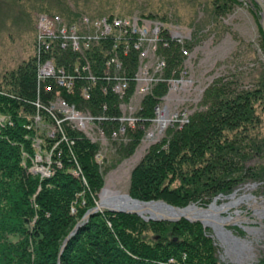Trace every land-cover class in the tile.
I'll list each match as a JSON object with an SVG mask.
<instances>
[{
	"label": "rangeland",
	"instance_id": "rangeland-1",
	"mask_svg": "<svg viewBox=\"0 0 264 264\" xmlns=\"http://www.w3.org/2000/svg\"><path fill=\"white\" fill-rule=\"evenodd\" d=\"M262 2L264 3V0ZM262 14L263 9L256 0H0V95L25 102L23 105L18 104L19 115L26 119L24 126L33 130L32 135L28 134L26 137L31 139L34 154L30 155L24 147L22 148L23 166L32 175L43 180L46 175L41 176L40 173L42 170L44 173L48 172L53 156L58 151V145L62 142L73 144L64 128L69 124L99 146L95 160L104 170V184L97 193H93L94 207L100 206V194L104 190L112 194L128 195L139 202L163 200L178 206L164 198L141 200L133 197L132 172L153 145L167 148L166 142L172 139L174 132L187 130L189 136L186 144L174 149L172 156L175 159L171 161V165L175 169L181 166L187 173L195 169L190 175L197 178L199 185L189 184L191 180H174L173 172L164 181L173 187L184 184L199 188L194 189L195 194L186 198L185 206L178 207L188 208L196 204L204 208L216 199L222 204L231 201L233 195L236 198L252 195L256 198V203L261 204L259 208L252 207V200H242L223 213L225 217H236V212L240 211V214L251 218V222L244 220V224L226 226L228 231L246 242L242 260H237L234 254H228L226 247L215 235L213 227L199 223L205 235L209 237L215 258L220 264H264V219L260 221L255 215L256 210L264 211V204L261 203L264 198V93L262 96H252L256 116L250 117L247 124H188L190 120L206 118L214 108L221 107L220 100L223 97L219 94L235 95L239 91H253L262 87ZM43 15L60 16L62 25L65 26H81L82 19L88 17L97 30L104 28L100 22L107 18L113 21V32L127 43L125 45H128V42L131 44L128 45L131 52L126 53V56L120 54V57L115 52L117 49L113 50L112 40L107 39L106 42L102 40V43L99 40L93 41V50L90 52L81 49L77 54L75 51L65 54L66 51L59 48L58 52L45 54L41 58L37 55L40 48L37 27L40 16ZM119 19H131L138 30H133L128 25L121 27L118 23L115 24ZM96 21L98 25H95ZM159 24L161 29H166L162 34L164 40H169L168 46H164L162 42L157 46L156 41H153L157 32L155 34L152 29H156ZM142 28H145L143 32ZM59 30L61 31L60 28ZM67 30L70 35V29ZM57 33L55 28L52 37ZM129 35L134 37L133 40H129ZM123 45L117 46L120 48ZM122 48L121 53H124L125 46ZM55 55L63 59L62 63L57 62V69L62 64L66 70L78 65L83 67L82 70L89 69V74L97 81L98 87L90 93V99L85 98L80 89L73 95L68 94L59 84H56V90L61 94H47L44 92L45 86H42L39 93L37 77L44 76L43 71L48 70L49 65L52 66L49 59H53ZM170 58L175 59V66L170 63ZM163 61L167 65L164 76L163 70L159 69ZM118 65H123L122 71ZM32 70L36 76L34 99L18 93L21 72ZM119 73L127 80H121ZM155 78L160 79L159 85L152 88ZM49 81L56 83L58 79L52 76ZM125 82L128 86L122 97L117 91ZM78 84L79 82L77 86ZM103 88L109 91L105 92ZM157 89L159 93L156 95ZM65 95L73 99L68 101ZM147 96H154L156 102L147 107L152 115L142 117L139 112L145 108L144 100ZM65 100L68 104H65ZM26 104L34 106V111L26 108ZM105 105L108 107L106 112L103 110ZM102 116L104 119H100ZM162 123L165 125L162 126ZM14 124L12 113L1 110L0 131ZM195 128L198 133L192 131ZM136 136L137 143L133 148L129 147L130 141ZM236 138L243 139L239 152L247 158L244 159L241 170L227 180L229 189L224 192L215 188L216 180L209 179V175H206L220 171L219 163L210 165L207 159L212 148L218 151ZM48 140L52 141L51 146ZM71 156L75 163L70 169L71 173H77L82 185L90 190L82 166L75 155ZM192 156L193 159L189 158ZM165 164L171 166L169 163ZM199 167L205 172L201 178L197 173L199 169L196 170ZM81 204L84 205V201ZM75 210L72 207L71 212L74 213ZM104 210L103 208L98 212ZM136 215L146 222L155 221L145 220L137 213ZM84 222L86 220H79L77 224L81 226ZM108 225L111 227V222H108ZM246 227L255 228L256 231H249ZM154 234L149 231L146 240L157 241L158 238L155 240ZM172 237L176 241L179 240L178 236L171 235L163 241L168 242ZM63 246L64 243L62 248ZM62 248L61 255L65 251L64 249L62 252ZM236 255L239 253L236 252ZM181 257L182 263L187 260L186 252H183ZM164 264L181 262L172 258Z\"/></svg>",
	"mask_w": 264,
	"mask_h": 264
},
{
	"label": "trees",
	"instance_id": "trees-1",
	"mask_svg": "<svg viewBox=\"0 0 264 264\" xmlns=\"http://www.w3.org/2000/svg\"><path fill=\"white\" fill-rule=\"evenodd\" d=\"M170 59V63L175 66V59ZM29 71L21 72L18 93L34 99L36 76L33 70ZM263 93L264 81L262 87L253 91L243 90L226 96L219 94L223 97L220 100L221 107L214 108L206 118L199 117L190 120L188 124H247L250 117L256 116L252 96H262ZM65 97L68 101L73 99L71 96ZM155 102L154 96H147L144 100L145 108L139 115H152L147 107ZM21 103L23 105L25 102L0 95V111H10L15 122L13 126H6L0 131V264H164L172 258L181 264H220L199 222L186 219L172 223L146 222L135 214L109 210L97 212L84 222L61 255L66 237L94 207L93 193H97L104 184V170L95 160L99 146L82 132L74 130L69 124L65 125L68 138L73 144L62 142L58 145L52 161L55 168L53 176L40 180L23 166L22 148L30 155L34 154V150L31 139L26 137L32 135L33 130L24 126L26 119L19 115L18 104ZM26 108L30 111L35 109L28 104ZM192 131L198 133L196 128ZM188 136L187 130L174 132L172 139L166 142L167 148L158 144L151 147L132 172L133 197L141 200L164 198L178 206L187 204L186 198L195 194L193 191L199 186L182 184L173 187L170 183L165 184L164 180L173 172L174 180H191L189 184L199 185L197 178L190 175L195 169L187 173L181 166L175 169L171 165L175 159L172 156L174 149L181 145L184 147ZM48 141L51 146L52 141ZM137 141L136 136L128 146L133 148ZM242 143L243 139L236 138L218 151L211 149L207 161L210 165L219 163L220 171L206 175L216 180L215 188L226 192L229 189L227 180L244 166L247 156L239 152ZM71 152L82 166L90 190L71 173L70 169L75 165ZM189 158L193 159V156ZM197 169L201 178L205 172L200 167ZM72 207L76 213L71 212ZM108 222H111V227ZM149 231L155 233V240L159 236L157 241L146 240ZM171 235L178 236L179 240L172 237L168 242L163 241ZM183 252H186L187 260L182 263Z\"/></svg>",
	"mask_w": 264,
	"mask_h": 264
},
{
	"label": "built area",
	"instance_id": "built-area-1",
	"mask_svg": "<svg viewBox=\"0 0 264 264\" xmlns=\"http://www.w3.org/2000/svg\"><path fill=\"white\" fill-rule=\"evenodd\" d=\"M39 24H38V41L40 44V48L39 51L37 52V55L41 58H43V55L48 53H53L54 51H59V48H63L64 50L62 51H66L65 54L68 53H72L75 51V53H79L82 50H86L87 52H90L92 49L91 46H93L92 44L94 43L93 41H97L99 40V42H103L102 40H104V42H106L107 39H111L114 47L113 50H116L115 52L117 54H121L123 56H126V53L131 52V48L129 47L131 44L125 45L127 44L126 42H123L121 37H119L117 35L116 32H113L114 30V25H113V21L111 22L109 19L104 18L103 21L100 22V25L103 24L104 28H98L99 30H97V27H95L92 24V21L88 18V17H84L82 19V24L81 26H77L76 24H73L71 26H65L62 25V19L60 16H49V15H43L40 16L39 19ZM94 23V22H93ZM115 24L118 23L121 27H125L126 25H128L131 29L133 30H138L135 25H133V22L130 20H122L119 19L118 21L114 22ZM95 25H98V22L96 21ZM131 25V26H130ZM160 25V24H159ZM158 27L156 26V29H152V31L157 32V35L153 36V41H156V45L158 46V44H161V41L159 39V36L161 34V25ZM58 26V28H57ZM70 29V35L68 34L69 31L67 30V28ZM95 27V29L93 28ZM57 30V34L54 35V37H52V33L54 32V30ZM59 28L61 29V31L59 30ZM143 29V30H142ZM141 32L144 31L145 28H142ZM132 30V31H133ZM53 31V32H52ZM131 31V33H132ZM50 32V34H49ZM68 32V33H67ZM98 32V33H97ZM160 33V34H159ZM130 37V35H129ZM48 38L50 39L48 41ZM134 38V37H133ZM132 36L130 37L129 40H133ZM42 43V44H41ZM142 43V42H141ZM162 43H164V46H168L169 44V40H163ZM123 45L125 46V50L124 53H121L123 50V46H117V45ZM106 46H108V44H106ZM118 47V48H117ZM139 47V45H138ZM130 48V49H129ZM82 49V50H81ZM110 49H112L110 47ZM85 51V52H86ZM105 51L107 53V49L105 48ZM114 52V51H113ZM114 52V53H115ZM104 53V52H102ZM111 53V51H110ZM145 53V51H144ZM120 55V57H121ZM59 55H55L53 57V59H49V62L52 64L49 65V69L44 72V76H38V91L39 93H41V88L42 86H45V93L47 94H57V92L59 94H61V92H59L58 90H56L57 85L59 84L60 86H62V88L67 91L68 94H75L77 93V90H81V94L83 96H85V98L90 99V93L92 94L97 87V81L94 80L92 78V75L89 74V69L88 70H82V66L78 65L76 67H73L72 69L70 68V70H66L65 68H63V64L61 66L58 67L57 69V62H61L63 61V59L61 57L58 58ZM80 58H82L81 56H79ZM79 58V59H80ZM121 63H123L122 61H120ZM166 62L163 61L162 65H159V69H161L162 71V75L164 76V70L166 67ZM82 67V68H81ZM118 68L122 71V69L124 68L123 65H118ZM87 69V68H86ZM120 75V73H119ZM54 76L55 78L58 79V82L54 83L49 81V78ZM120 79L123 80H127V78H124V75H120ZM159 81L160 79L155 78L152 88L155 86L159 85ZM77 82H79L78 86H77ZM56 85V87H55ZM127 86L128 83H124L122 85V87L118 88L117 93L121 94V96L123 97L125 94V91L127 90ZM83 88V89H81ZM105 89V88H103ZM111 89V87H110ZM90 91V92H89ZM109 91V90H107ZM105 89V92H107ZM67 103V100H65V104ZM68 104V103H67ZM103 110L106 112L108 111V107L107 105L104 106ZM100 119H104V117H100ZM132 124V123H131ZM60 165V164H59ZM47 175H52L54 173H51V171L49 170L48 172H46ZM77 174V173H76Z\"/></svg>",
	"mask_w": 264,
	"mask_h": 264
},
{
	"label": "bare ground",
	"instance_id": "bare-ground-1",
	"mask_svg": "<svg viewBox=\"0 0 264 264\" xmlns=\"http://www.w3.org/2000/svg\"><path fill=\"white\" fill-rule=\"evenodd\" d=\"M160 31H162V32L159 36V39L162 42L164 40V36L162 33L166 32V29H161ZM37 33H38V30H37ZM162 117L164 119L165 115H163ZM161 125L164 126L165 124L162 123ZM52 165L53 164L51 162V164L49 165V170L51 171V173H53V171L55 169V168H53ZM40 174H42L41 176L46 175L45 178H50L52 176V175H47L46 172L45 173L43 172V170H42V173H40ZM40 174H38V175H40ZM72 174L74 175V177L79 179L80 176H77L78 174H76V173H72ZM253 199L256 200V198H253L252 195H245V196L240 197V198H236V196L233 195L231 198V201H229V202H225V203L220 204L219 199H216L214 202H212L210 204V206L204 207L202 209H199L198 208L199 206H197L196 204H192L187 209L180 211L181 212L180 213V212H177L175 210H171V209L167 208L161 202H155V203L152 202V203H150L151 207L148 208L149 207L148 204H144L142 202L132 200L128 197V195L126 196V195L121 194V193L112 194V193L108 192V190H104L100 194V201H99L98 205H100V210L103 208L105 210H107L106 207H112V208H125V207H127V208H130V209L137 211V212L128 213V214H135L136 215V213H137V214L142 215L145 218L155 217L156 214L159 212H161L163 214L165 213V214H171V215H175L176 213L190 214L191 216L203 218V221L207 226L214 228L215 235H217L219 240L226 247L228 254L229 255L231 254V256H232V254H234L233 256L236 257L237 260L240 261V260H242L241 255L243 253L244 245L246 244V242L244 240L240 239L239 237H236L231 231H228L226 229V226H224L223 223L225 222V220H227L229 218H233V216L229 215V216L225 217V216H223V213L230 210L232 207L238 205L240 202H242V200H247V201L252 200L253 201ZM262 199H263V201L261 203L264 204V198H262ZM111 212H113V211H111ZM74 213H76V210L74 211ZM114 213H124V212H114ZM236 213L240 214L241 212L237 211ZM86 214L82 217V219L86 216ZM255 215L258 218H260V221H262L264 219V211H262V210H256ZM86 221H88V220H86ZM237 221L240 224H244V220L240 219V221L239 220H237ZM237 221L234 223H237ZM78 229H77V231H78ZM246 229L249 231H252V232L256 231L255 228L246 227ZM73 231H74V229H73ZM76 232H75V234H76ZM157 238H159L158 235L156 236V239ZM236 252L239 253L238 256L236 255Z\"/></svg>",
	"mask_w": 264,
	"mask_h": 264
},
{
	"label": "water",
	"instance_id": "water-1",
	"mask_svg": "<svg viewBox=\"0 0 264 264\" xmlns=\"http://www.w3.org/2000/svg\"><path fill=\"white\" fill-rule=\"evenodd\" d=\"M262 7L263 9V18H262V26H263V29H264V3L262 2V0H256ZM130 199L132 200H135L133 198H131L130 196H128ZM255 198V197H253ZM263 200V199H262ZM137 201V200H135ZM139 202V201H138ZM152 202H161L162 204H164L167 208L171 209V210H175L177 212H180V211H183L187 208H180L178 206H174V205H171L163 200H159V201H151V202H142L144 204H148V208H150V203ZM253 202L254 204L252 205L253 208H259L261 206V204H258L256 203V200L253 199ZM107 210L109 211H113V212H124V213H134V212H137L136 210H133V209H130V208H112V207H106ZM199 209H202V207H199ZM100 210V206H96L94 207L91 211H89L86 216L82 219V220H88L91 216H93L95 213H97L98 211ZM181 213V212H180ZM180 213H176L175 215H171V214H163L161 212L157 213L155 217H150V218H145V220H155V221H162V220H166V221H179L181 219H187L191 222H201V223H204L203 221V218H200V217H196V216H191L190 214H180ZM142 216V215H140ZM143 217V216H142ZM235 221H234V220ZM241 220H246L245 222H251V218L250 216H245V215H242V214H237L236 217H233V218H229L227 220H225V222L223 223L224 226H228V225H236V224H239L237 220L240 221ZM260 219V218H259ZM237 223H234L236 222ZM80 224H77L74 228V231H72L69 236L66 238L65 242H64V246L62 248V252L64 251L66 245L68 244L69 240L72 238V236L75 234V232L77 231V229L79 228Z\"/></svg>",
	"mask_w": 264,
	"mask_h": 264
}]
</instances>
